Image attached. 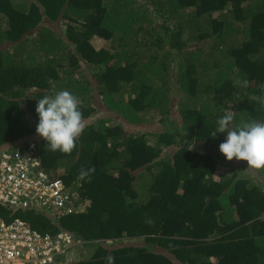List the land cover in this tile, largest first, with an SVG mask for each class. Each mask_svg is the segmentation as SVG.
I'll use <instances>...</instances> for the list:
<instances>
[{"label": "trees", "instance_id": "obj_1", "mask_svg": "<svg viewBox=\"0 0 264 264\" xmlns=\"http://www.w3.org/2000/svg\"><path fill=\"white\" fill-rule=\"evenodd\" d=\"M61 90L85 123L71 154L36 132L38 99ZM253 97L264 0H0V148L35 142L87 204L61 216L0 205V217L95 247L71 264H264V169L228 161L227 133L210 135L229 110L230 126L264 122Z\"/></svg>", "mask_w": 264, "mask_h": 264}, {"label": "built area", "instance_id": "obj_2", "mask_svg": "<svg viewBox=\"0 0 264 264\" xmlns=\"http://www.w3.org/2000/svg\"><path fill=\"white\" fill-rule=\"evenodd\" d=\"M43 167L35 142L0 148V205L60 216L84 211L80 186L68 185ZM85 244L68 232L44 233L21 218L0 217V264H71L75 249Z\"/></svg>", "mask_w": 264, "mask_h": 264}, {"label": "clouds", "instance_id": "obj_3", "mask_svg": "<svg viewBox=\"0 0 264 264\" xmlns=\"http://www.w3.org/2000/svg\"><path fill=\"white\" fill-rule=\"evenodd\" d=\"M234 83L239 84L240 81ZM243 84L246 86L247 81L245 80ZM253 99L264 104V97H253ZM79 104V99L68 90H61L54 96L38 99L36 113L39 122L36 132L47 141L50 151L71 154L76 148L77 139L85 128ZM234 114L232 110L227 111L218 119L217 127L210 132V135L216 138L218 133H227L219 149L228 161L235 158L237 161H246L248 168L264 169V122L251 119L247 122L241 121L239 125L230 126ZM94 172V167L81 168L77 179L90 178ZM113 261L114 258L109 257V264H113Z\"/></svg>", "mask_w": 264, "mask_h": 264}, {"label": "rangeland", "instance_id": "obj_4", "mask_svg": "<svg viewBox=\"0 0 264 264\" xmlns=\"http://www.w3.org/2000/svg\"><path fill=\"white\" fill-rule=\"evenodd\" d=\"M52 25L55 27L56 30H58L60 33L63 32V30L66 29V23H52ZM96 47L99 49L101 47H107L106 45V42H104L103 40L102 41H97L96 42ZM178 100V97L175 96L174 98V101L173 102H177ZM101 114L98 112L95 116H94V119H97L98 117H100ZM120 120V119H119ZM121 121H124V120H121ZM131 129V128H130ZM135 129V128H134ZM151 132H157L158 129H157V126L156 128H154V130H150ZM39 137V136H38ZM37 137V138H38ZM124 243H132L133 245H140L141 244V241L140 240H130L128 242V240H122ZM115 242H119V241H115ZM111 243H114L113 241H109L108 244H111ZM114 245V244H112ZM95 251V247L93 246H89L88 245H83V246H80L78 247L77 249H75L74 253L72 254V258H71V262L75 263V262H79V261H83V260H88L93 252Z\"/></svg>", "mask_w": 264, "mask_h": 264}, {"label": "crops", "instance_id": "obj_5", "mask_svg": "<svg viewBox=\"0 0 264 264\" xmlns=\"http://www.w3.org/2000/svg\"><path fill=\"white\" fill-rule=\"evenodd\" d=\"M11 146V145H10ZM66 182V181H65ZM70 185V184H69ZM71 185H74V183H72ZM75 185H77V184H75Z\"/></svg>", "mask_w": 264, "mask_h": 264}]
</instances>
